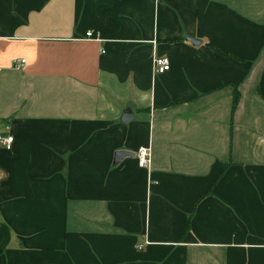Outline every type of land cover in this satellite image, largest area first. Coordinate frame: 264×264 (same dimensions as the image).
<instances>
[{
    "label": "crops",
    "instance_id": "1",
    "mask_svg": "<svg viewBox=\"0 0 264 264\" xmlns=\"http://www.w3.org/2000/svg\"><path fill=\"white\" fill-rule=\"evenodd\" d=\"M0 132V264H264V0H0Z\"/></svg>",
    "mask_w": 264,
    "mask_h": 264
},
{
    "label": "built area",
    "instance_id": "2",
    "mask_svg": "<svg viewBox=\"0 0 264 264\" xmlns=\"http://www.w3.org/2000/svg\"><path fill=\"white\" fill-rule=\"evenodd\" d=\"M90 33H85V37H90ZM24 60H20L18 66L21 67ZM153 71L155 74H162L169 69L168 61L164 57H155L153 58ZM12 136L7 132H0V148L4 150H9L12 144ZM136 165L139 168L147 169L149 166V150L146 147H140L135 153ZM137 249H141V246H138Z\"/></svg>",
    "mask_w": 264,
    "mask_h": 264
},
{
    "label": "water",
    "instance_id": "3",
    "mask_svg": "<svg viewBox=\"0 0 264 264\" xmlns=\"http://www.w3.org/2000/svg\"><path fill=\"white\" fill-rule=\"evenodd\" d=\"M188 42H190L191 44H194L196 45L198 42L189 38L187 39ZM130 114H129V111L126 110L123 115H122V118H121V121L123 122H126L128 119H130ZM134 154L132 153H129V152H126V151H116L114 152L113 154V158H112V164L113 165H117L121 160H123L124 158H127V157H133Z\"/></svg>",
    "mask_w": 264,
    "mask_h": 264
},
{
    "label": "trees",
    "instance_id": "4",
    "mask_svg": "<svg viewBox=\"0 0 264 264\" xmlns=\"http://www.w3.org/2000/svg\"><path fill=\"white\" fill-rule=\"evenodd\" d=\"M236 100H237V95L235 92H233V96H232V108L234 107L235 103H236Z\"/></svg>",
    "mask_w": 264,
    "mask_h": 264
}]
</instances>
